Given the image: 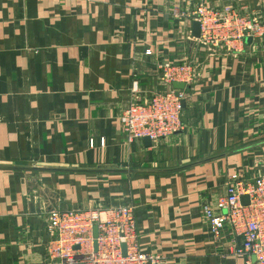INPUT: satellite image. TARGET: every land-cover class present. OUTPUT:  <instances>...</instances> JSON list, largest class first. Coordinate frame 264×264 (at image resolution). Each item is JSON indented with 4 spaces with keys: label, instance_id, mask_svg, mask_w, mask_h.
<instances>
[{
    "label": "crops",
    "instance_id": "obj_1",
    "mask_svg": "<svg viewBox=\"0 0 264 264\" xmlns=\"http://www.w3.org/2000/svg\"><path fill=\"white\" fill-rule=\"evenodd\" d=\"M200 4L264 22V0H0V264H57L52 212L117 207L134 208L140 249L162 264H257L231 228L214 240L204 208L230 175L259 176L231 165L264 141L229 145L264 136V42L202 46ZM167 61L195 67L182 128L128 143L124 112L164 89Z\"/></svg>",
    "mask_w": 264,
    "mask_h": 264
},
{
    "label": "built area",
    "instance_id": "obj_2",
    "mask_svg": "<svg viewBox=\"0 0 264 264\" xmlns=\"http://www.w3.org/2000/svg\"><path fill=\"white\" fill-rule=\"evenodd\" d=\"M175 13L182 15L179 8ZM193 20L200 24L201 41L214 48H232L236 40H255L264 35V25L258 19L247 18L233 7L212 8L201 4L193 12ZM146 55L151 52L147 51ZM157 68L166 89L154 92L145 101L131 102L125 110L121 123L128 143L150 138L155 145L182 128L185 96L173 84H191L195 69L187 61L181 64L167 61ZM136 87L135 83L134 93ZM243 197L249 198V205L242 203ZM204 215L214 239H220L229 227L242 240L239 252L264 264V174L253 179L230 175L227 194L220 197L214 207L206 206ZM49 226L57 264L163 263L160 255L140 249L133 207L54 211ZM95 227L97 238L94 237Z\"/></svg>",
    "mask_w": 264,
    "mask_h": 264
},
{
    "label": "rangeland",
    "instance_id": "obj_3",
    "mask_svg": "<svg viewBox=\"0 0 264 264\" xmlns=\"http://www.w3.org/2000/svg\"><path fill=\"white\" fill-rule=\"evenodd\" d=\"M201 5V4H200ZM200 5H198L197 7H199ZM206 6V5H205ZM208 7V6H207ZM179 7H175L174 9H173V11H172V15L174 16V17H176V18H178V17H184L185 16V13H183L182 12V9H180L179 8V10H181V12H182V15L181 14H179V15H176V13H175V10L176 9H178ZM197 9V8H196ZM236 10H238L243 16H245V17H247V18H251V19H255L254 17L252 18V17H250L248 14H245V13H243L241 10H239L238 8H235ZM256 19H258V18H256ZM259 21H260V19H258ZM263 25H264V22H262V20L260 21ZM196 40H198L200 43H201V45L202 46H205V47H207V48H211L212 50H214V49H216V48H219V47H224V46H219V47H216V48H214L213 46H207V45H204V43L201 41V39L200 38H198V39H196ZM246 40V39H245ZM256 40H259V41H262V42H264V35L263 36H261V37H258ZM244 41V40H243ZM242 41V42H243ZM187 62H190V61H187ZM190 63H192V62H190ZM192 65H193V63H192ZM193 67H194V65H193ZM194 69H195V67H194ZM161 80V79H160ZM194 81V80H193ZM163 84V83H162ZM190 85V84H189ZM164 89H166V86H164ZM164 89H161V90H164ZM159 91V90H158ZM183 94H184V91L182 90L181 91ZM173 136V135H172ZM170 138V137H169ZM261 141H264V136H250V137H247V138H239V141L238 142H234V143H232V144H230L229 145V149H233V150H236V149H239V148H242V147H245V146H247V145H250V144H255V143H258V142H261ZM242 154V155H241ZM240 155H238L237 157H235V159H232L233 161V163H232V168H233V172H241V168L244 166L243 165V161L244 160H249L250 161V163H252V166H253V163H255L256 164V167L254 168V170L256 171L255 172V174L256 175H259V176H261V174L262 173H264V147H261V148H257V150L256 151H250L249 153H241ZM251 166V167H252ZM241 173H243V172H241ZM233 175H238V176H240L241 177V175L240 174H233ZM263 175V174H262ZM259 176H256V177H259ZM244 177V176H243ZM228 179V178H227ZM209 206V205H208ZM206 207V206H205ZM118 208V207H117ZM109 209V208H108ZM110 209H114V208H110ZM88 210H97V211H100V210H103V211H105L106 209H104V208H92V209H88ZM214 240H219V239H214ZM48 249H49V253H50V256H51V258L52 259H54V257H55V252L54 251H52V245H51V242L49 243V247H48ZM239 247H237L236 249H235V255L236 256H239V257H245V258H247L248 260L250 259V256L248 255V254H246L245 252H243V253H240L239 252ZM142 251H144V250H142ZM146 252H152V253H154V254H157V255H159L158 253H156V252H153V251H150V250H147ZM257 264H259L258 263V260H257Z\"/></svg>",
    "mask_w": 264,
    "mask_h": 264
},
{
    "label": "water",
    "instance_id": "obj_4",
    "mask_svg": "<svg viewBox=\"0 0 264 264\" xmlns=\"http://www.w3.org/2000/svg\"><path fill=\"white\" fill-rule=\"evenodd\" d=\"M192 35L195 39H198L200 38L201 36V27H200V24L198 22H194L193 24V32H192ZM246 43H249L251 44L252 43V38H246L245 40ZM173 87L175 89H178V90H184L186 88V85L183 84V83H174L173 84ZM144 142L146 144V146L149 148V147H152V142L150 140V138H145L144 139ZM242 203L247 206L249 205V198L248 197H243L242 199ZM94 237L97 238L98 237V230H97V227L94 228ZM95 248L97 250V244H95ZM76 250H78L79 248H75Z\"/></svg>",
    "mask_w": 264,
    "mask_h": 264
}]
</instances>
